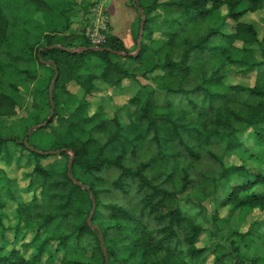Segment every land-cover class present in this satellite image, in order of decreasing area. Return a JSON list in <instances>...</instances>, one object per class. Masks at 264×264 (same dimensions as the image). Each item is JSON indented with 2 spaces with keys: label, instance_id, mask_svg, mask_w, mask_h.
Here are the masks:
<instances>
[{
  "label": "trees",
  "instance_id": "trees-1",
  "mask_svg": "<svg viewBox=\"0 0 264 264\" xmlns=\"http://www.w3.org/2000/svg\"><path fill=\"white\" fill-rule=\"evenodd\" d=\"M127 3L136 11L137 32L139 8L145 15L134 56L119 54L131 51L110 33L99 46L105 50H76L91 46L84 30L72 28L75 5H81L82 15L89 14L93 4L86 0H0V122L24 108L27 97L32 106L29 124L8 130L0 124V164L18 166L24 159L31 170L24 173L28 182L22 191L32 194L23 202L0 167V225L2 209L8 201L15 203V224L9 227L14 239L8 241L1 232L0 264H35L44 256L54 264H105L101 240L108 264H207L210 256L211 264H264V254H246L256 239L264 246V218L246 231L229 224L239 214L264 211V191H257L264 186V61L246 59L247 46L260 39L252 23L239 21L264 0ZM221 5L235 22L231 31L225 18L211 24ZM240 6L244 8L238 10ZM9 7L18 11L17 18ZM39 12L43 22L35 19ZM35 65L43 69L42 77ZM231 65L256 68L255 83H228ZM125 79L138 83L128 99L133 109L126 110L132 133L119 115L107 117L101 104L90 111L89 97L99 90L96 81L118 88ZM71 82L81 96L68 89ZM50 113L46 125L25 140L26 131ZM130 134L131 162L125 145ZM113 144L120 149L111 156ZM231 156L238 162L224 160ZM206 157L213 166L203 173L197 167ZM195 172L204 178L206 200L216 205L212 210L201 202L194 207L180 202L178 194ZM209 212L207 227L202 221L210 222ZM205 229L227 246L213 242L198 247ZM27 234H32L30 240L22 241ZM20 242L21 248L16 246ZM10 244L15 245L8 248Z\"/></svg>",
  "mask_w": 264,
  "mask_h": 264
},
{
  "label": "rangeland",
  "instance_id": "rangeland-1",
  "mask_svg": "<svg viewBox=\"0 0 264 264\" xmlns=\"http://www.w3.org/2000/svg\"><path fill=\"white\" fill-rule=\"evenodd\" d=\"M3 2H5V0H1ZM75 1H79L80 0H73V2ZM89 3H92L93 5L91 7H89V14L86 15L83 14L82 15V8L81 5H75L76 8H73V11L77 12L74 17V22L72 24V28L75 31H82L84 30V35L86 36V32H88V29L93 28L94 26V22H95V18L92 15V8L97 5V1L96 0H86ZM160 1H165V0H160ZM100 4V3H98ZM244 6H240L238 7L239 9H243ZM104 9V7H103ZM8 12H11V14H13L16 18H17V14L18 11L17 10H13L11 7H9ZM136 13V11H135ZM227 14V6L226 5H221L219 7V9L215 12V14L213 15V17L211 18V24L215 25L217 23H219L220 21H222L225 18V21L227 22V30L231 31L235 22L229 18L226 17ZM35 19L43 22V18L41 13L39 12L38 14L35 15ZM135 25L133 26V33H132V38L134 40L136 32H137V15L135 17ZM109 21V20H108ZM239 21L242 22H247V23H252L257 32H258V37L260 39L259 44H253V45H248L247 47H251L247 50L244 51V55L246 57V59L248 60L249 63L252 62H260V61H264V4L261 5L260 7H258L255 10H249L245 13L242 14V16L239 18ZM17 22V21H16ZM140 23V22H139ZM14 33L17 34L18 36L21 34V31L15 27L14 28ZM138 33V32H137ZM156 37L159 36L158 32L155 31L154 34ZM37 36V34L32 35V37H28V41H32L35 39V37ZM138 36V35H137ZM70 37L74 38L75 35H70ZM137 39V38H136ZM134 49V47H132ZM131 48V49H132ZM130 49V50H131ZM135 51V50H134ZM131 53V52H129ZM97 59H93L92 63L96 62ZM125 63H127V61H124V65ZM38 69L39 72V76H43L44 72L43 69L39 68L38 65H35ZM128 68L131 69V67H129V64H127ZM242 68L238 67V66H230L229 69H227L228 73H227V77H226V81L228 83H233V84H240L243 86H252L255 83L256 80V75H257V70L256 68H251L248 71H244L241 70ZM138 80L141 83H146L148 82L147 80L138 77ZM51 84V83H50ZM95 85L97 86V88L99 90H97L92 96L89 97V100H91L92 102V107L90 108V111H93V109L95 108L96 105L101 104L104 108V112L106 114L107 117H112L114 114H117L120 116L122 122L124 123V125L128 126V130L131 132V128L129 127V115L128 112H126L127 108L131 111L133 108L131 105H129L128 103V99L134 95L137 90H138V83L133 81V80H129V79H125L122 81L121 86L120 87H109L106 84L101 83L100 81H96ZM68 89L73 92L74 94H76L77 96H81L82 95V90L76 86V84L74 83H69L68 84ZM30 97H27L26 100V106L22 109H18L15 111V114L13 116H11V118H4L1 119L0 124L6 129L8 130L10 126H13L14 124L18 126V129L21 128L22 125L24 124H29L32 120V106L30 103ZM162 99V98H160ZM159 99V100H160ZM42 123L38 124L41 125ZM35 126L37 125H32L25 134V138L27 140V137L29 136V134L31 133L32 130H36L38 128L41 127H37L35 129H33ZM144 126L140 127V131L143 129ZM3 129V128H2ZM4 130V129H3ZM19 131V130H18ZM15 132V133H18ZM52 132V129H46L44 130V133L46 135L50 134ZM42 133V131H41ZM132 133V132H131ZM41 134H39L37 137H40ZM133 137V134H130L129 138L126 140L125 145L128 146V151L126 153L127 155V160L128 161H132L131 155H130V140ZM244 137V136H243ZM243 137H241V139L243 140ZM39 138H37L38 140ZM245 139V138H244ZM246 140V139H245ZM39 143V142H37ZM40 144H42V142H40ZM244 144L247 147H250V151H252V153L256 154L257 153V148L256 147H252L251 142L249 140H246V142H244ZM38 145V144H37ZM120 149V145L118 144H113L111 151L109 152V155L114 156L116 153H118ZM249 151V152H250ZM256 157H260L262 158V156L258 155ZM52 160V158H48L43 160V163H47L50 162ZM224 160H226V162H230L232 160H235L238 162V160L236 159V157H230V158H224ZM211 160L206 157L205 159H203L201 161V164L197 167L198 170L202 171L203 173H207L209 171V169L213 166V164L210 162ZM253 161L252 160H247V164L250 167H253ZM133 164L135 165V162H133ZM0 167L3 169L4 173L6 174V178L8 177L11 180V184L13 185V188H15L16 193L18 195V197H20L22 199L23 202L28 203L31 198H32V194L31 193H27L22 191V189H24L27 186V182L28 180L24 177V173L28 172L31 170V166H25L24 165V159L21 161V164L16 166L14 163L5 166L4 164H0ZM193 178L192 182L187 186V188L182 191L181 193L178 194L179 198H180V202L181 204H183L184 202L187 203L188 205H190L191 207H194L196 205V201L197 202H201L203 203L208 209H213L216 207V205L212 202H209L207 198V193H208V189H205V187L203 188L202 184L203 183V176L197 172L190 174ZM201 182V183H200ZM200 183V184H199ZM205 191H204V190ZM257 191L259 192H263L264 191V186L257 188ZM120 201H123L122 199H119ZM15 207V203L14 202H7V205L4 207V209H2L3 211V225H0V234L1 232L4 233L5 238L8 241H13L14 239V235H13V230L10 229L9 227H13L15 224V220L12 217L11 211L12 209ZM197 208L191 209V212H195ZM220 215L221 217H225L227 215V211L223 208L220 210ZM203 216V215H202ZM209 221L205 223V221L203 220L202 222L209 227L211 222V212H209L207 214ZM201 218V217H199ZM264 218V211H259L257 209L253 210V211H248L245 214L241 215L239 214L238 217H233L230 219L229 224L232 227H235L238 229H240V231H246L247 228H249V226L255 222V221H259L262 220ZM13 225V226H12ZM2 227V229H1ZM32 234H27L26 237L22 240V241H28L30 240ZM213 242H222L225 246H227V244L225 243V241H220L219 238L215 237L213 235V230H204V232H202V234L199 237V240L197 242V246L201 247L204 245H210ZM0 243H2V240L0 238ZM15 244H10L8 246V248L14 246ZM17 247H22L21 242L16 244ZM248 256H260L264 254V246L261 242L260 239H256L254 241V244H252V247H250L247 250L246 253ZM28 255V254H27ZM207 264H211L212 263V256H210L209 258H207L206 260ZM35 264H54L51 263V261H48L46 259V257L44 256L43 259Z\"/></svg>",
  "mask_w": 264,
  "mask_h": 264
},
{
  "label": "crops",
  "instance_id": "crops-1",
  "mask_svg": "<svg viewBox=\"0 0 264 264\" xmlns=\"http://www.w3.org/2000/svg\"><path fill=\"white\" fill-rule=\"evenodd\" d=\"M98 3L104 7L108 16L109 33L117 36L126 49L134 52L132 31L136 17L135 10L128 5L127 0H100Z\"/></svg>",
  "mask_w": 264,
  "mask_h": 264
},
{
  "label": "water",
  "instance_id": "water-1",
  "mask_svg": "<svg viewBox=\"0 0 264 264\" xmlns=\"http://www.w3.org/2000/svg\"><path fill=\"white\" fill-rule=\"evenodd\" d=\"M139 13H140V17H141V20H140V23H139V30H138V36H137V39H136V48H135V51L134 52H131V53H121L119 52V54H127V55H131V56H134L138 53L139 49H140V43H141V40H142V34H143V26H144V19H145V15H144V12L141 8H139ZM93 50V51H102V50H105V48L103 47H99V46H90V47H80V48H77L76 50L81 52V51H85V50ZM54 80H55V77L52 79L51 81V84H50V88H49V95H50V104H51V110H53V107H52V98H51V92H52V86H53V83H54ZM52 117V113H50V115L47 117L46 121H44L41 125H37L35 126L33 129L37 128V127H41V126H44L46 125V123L51 119ZM26 140V139H25ZM47 153H50V154H53L55 153V151H48ZM71 167V160L69 161V164H68V169H70ZM69 177L73 180L74 183L76 184H80L76 179H74L71 174H68ZM93 206H92V210L90 211L88 217H87V222L90 223V216H91V213L93 211ZM101 247H102V251H103V254H104V257H105V264H108V258H107V254H106V250H105V247L103 245V242L101 240Z\"/></svg>",
  "mask_w": 264,
  "mask_h": 264
},
{
  "label": "built area",
  "instance_id": "built-area-1",
  "mask_svg": "<svg viewBox=\"0 0 264 264\" xmlns=\"http://www.w3.org/2000/svg\"><path fill=\"white\" fill-rule=\"evenodd\" d=\"M91 11L95 18V22L93 28L88 29V32H86V37L91 46L96 47L102 45L106 41L107 34H109V28L107 26L108 16L103 6L98 3Z\"/></svg>",
  "mask_w": 264,
  "mask_h": 264
}]
</instances>
